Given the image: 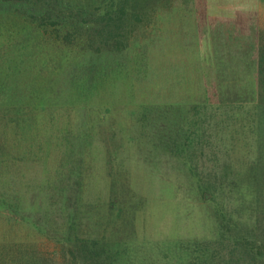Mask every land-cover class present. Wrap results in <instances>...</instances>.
<instances>
[{"label": "trees", "instance_id": "16d2710c", "mask_svg": "<svg viewBox=\"0 0 264 264\" xmlns=\"http://www.w3.org/2000/svg\"><path fill=\"white\" fill-rule=\"evenodd\" d=\"M198 4L0 0V264H264V32L189 76L169 23ZM133 163L209 236L144 240Z\"/></svg>", "mask_w": 264, "mask_h": 264}, {"label": "rangeland", "instance_id": "374dc122", "mask_svg": "<svg viewBox=\"0 0 264 264\" xmlns=\"http://www.w3.org/2000/svg\"><path fill=\"white\" fill-rule=\"evenodd\" d=\"M180 12L169 23L173 26H169V29L174 30L175 34L177 32L173 37L178 42L187 43L191 52L175 53L172 59L186 61L187 64H183V67H188L186 71L190 73L189 76L194 74L192 66L200 56L199 52L211 46L212 42L223 48L225 44H237L239 39H251V36H245L247 32L254 34L259 29L264 32V0H199L198 8L192 12L194 23L185 17L184 12ZM196 26L203 28L194 29ZM189 27L194 30L189 35H184ZM5 34V29L0 28L1 40L7 39ZM157 171L159 169L153 172ZM132 172L135 176L134 183L137 187L141 186L137 189L148 198L137 222L138 233L144 240L156 244L169 237L209 236L212 221L205 204L192 198L189 192L183 193L181 190L183 194H176L170 184L158 180L155 174L151 178L146 176L147 170L135 163L132 165ZM163 173L169 172L164 170ZM43 247L48 253L55 249L51 243Z\"/></svg>", "mask_w": 264, "mask_h": 264}]
</instances>
